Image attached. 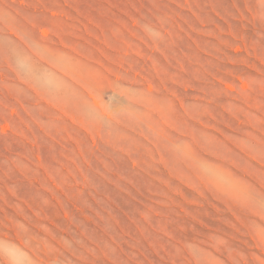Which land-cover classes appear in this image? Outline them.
I'll list each match as a JSON object with an SVG mask.
<instances>
[{
    "label": "rangeland",
    "instance_id": "374dc122",
    "mask_svg": "<svg viewBox=\"0 0 264 264\" xmlns=\"http://www.w3.org/2000/svg\"><path fill=\"white\" fill-rule=\"evenodd\" d=\"M0 264H264V0H0Z\"/></svg>",
    "mask_w": 264,
    "mask_h": 264
}]
</instances>
